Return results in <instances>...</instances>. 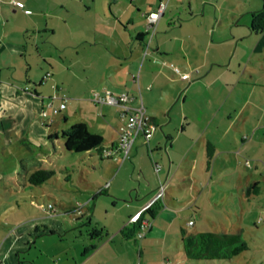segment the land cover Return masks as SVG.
<instances>
[{"label": "crops", "instance_id": "obj_1", "mask_svg": "<svg viewBox=\"0 0 264 264\" xmlns=\"http://www.w3.org/2000/svg\"><path fill=\"white\" fill-rule=\"evenodd\" d=\"M19 1L22 9L0 0V161L11 155L14 171L16 161L48 144L49 135L60 137L50 123L59 113L51 108L61 102V119L68 122L62 90L73 104L80 102L94 113L90 106L99 111L110 106L94 105L91 92H126L134 98L131 105H137L139 89L155 126L147 142L134 140L128 159L98 155L93 162L98 187L93 195L86 185L85 201L76 211L87 218V233L96 226L106 237L87 235L79 258L74 250L72 262L64 264H213L188 258L183 237L242 235L251 223L246 213L262 210L264 201V30L251 32L248 23L253 45L247 55H239L244 31L230 27L246 14L250 21L264 0H228L226 17L221 4L211 14L212 0H186L181 18L165 7L150 38L145 16L159 0H108L104 13L91 11L83 0ZM170 65L189 78L181 79ZM46 72L50 78L41 83ZM132 74H138V86ZM111 107L114 126L94 113L93 120H74L69 127L82 122L102 137L103 147L113 146L120 119L118 107ZM154 163L160 164L157 171ZM29 169L22 167L25 177ZM6 176L0 165V182ZM100 179L106 181L102 186ZM158 180L166 183L165 195L145 213L150 226L137 240V224L128 219L151 200ZM219 186H227L228 193H217ZM98 209L106 217L92 222ZM32 226L19 224L3 233L0 264H28L19 252ZM90 245L94 249L83 252Z\"/></svg>", "mask_w": 264, "mask_h": 264}, {"label": "rangeland", "instance_id": "obj_2", "mask_svg": "<svg viewBox=\"0 0 264 264\" xmlns=\"http://www.w3.org/2000/svg\"><path fill=\"white\" fill-rule=\"evenodd\" d=\"M83 1L86 6L94 8L91 11L108 12V0ZM185 1H166V11H176L174 18H181L185 15L183 13L187 3ZM210 4H212L211 14L214 12L213 6L217 7L221 4V15L228 16L225 12V9L228 8V0H212ZM211 16L215 20V16ZM238 20L237 26L235 24L234 26L230 25L231 28L244 31L236 54L245 53L247 55L248 50L253 45V35L248 30L249 14L240 16ZM252 66L255 67L254 64ZM261 90L264 91V88ZM62 93L66 97V110L69 113L68 122L63 123L62 111L52 116V122H49L52 130H57L59 136L62 128H68L74 120L81 118L93 120L92 115L94 113L100 120H105L111 126L115 125L111 117L115 112L114 107H102L99 111V108L90 106L94 110V113H91L84 104L80 102L73 104L72 96L65 90H62ZM255 96L258 97V92H255ZM47 141V145L39 149L36 148L37 155H28L30 154L28 152L22 162L16 161L14 171L11 167L13 162L11 155L7 154L4 158L6 160L0 161L1 168L5 169L7 174L4 180L0 182V238L2 239L5 231L14 230L19 224L22 226L33 225L29 235L24 238L23 250L19 252L20 260L28 264H64L66 259L68 262H72L71 257L74 250L77 252L75 259L79 258L82 247L87 242L88 233L85 229L87 218L84 217L85 215L77 213L76 207H80L79 204L85 201L86 185L94 190L93 195L98 187L94 182L95 176L91 172V168L95 166L93 162L95 163L98 158V151L95 149L78 153L66 151L61 145L62 139L60 137L57 140L49 138ZM260 152L263 156L264 152L262 150ZM32 165H35L36 168L52 170L53 174L42 184H32L28 181V175L26 177L23 175L24 171L22 170V167L30 168V171L28 170L30 174L33 171ZM260 173L264 175V170H260ZM84 179H87V182ZM105 182L102 179L98 181L101 186ZM136 187L137 183L135 182L134 188ZM228 191L227 186H219L217 189V193L224 195ZM48 204L51 205L50 209L47 208ZM90 205H93V200H91ZM235 205L237 206L236 210L239 211V204L236 203ZM230 206L232 208L234 204L231 203ZM260 206H262V210H254L251 214L246 213L248 217L246 220L251 223L244 229L242 238L247 243L248 248L229 260L214 259L213 264H264V201L260 203ZM104 217L106 216L98 209L94 216H91V220L92 222H103ZM256 218H262L263 221L260 222ZM253 221L256 224H252ZM34 223L38 226L37 231L34 230ZM104 232L102 230L101 238L106 237ZM134 247L137 248V245Z\"/></svg>", "mask_w": 264, "mask_h": 264}, {"label": "built area", "instance_id": "obj_3", "mask_svg": "<svg viewBox=\"0 0 264 264\" xmlns=\"http://www.w3.org/2000/svg\"><path fill=\"white\" fill-rule=\"evenodd\" d=\"M166 1L167 0H159L155 8L145 16L147 28L150 29L149 38L154 34L155 25L166 7ZM8 3L17 8H23V3L19 0H8ZM147 51L148 45L144 47L143 56L146 55ZM170 67L175 73L180 76L181 79L185 80L189 78V75L187 73H181L177 67H174L172 65H170ZM48 78H50V73L46 72L42 76L40 82L44 83ZM132 81L135 82L138 86V74H132ZM52 87L55 88L54 85H52ZM52 98H55V96L53 95ZM133 99V96H130L126 92L113 93L110 90L91 92L90 100L94 105L100 107L103 105L116 106L119 109L118 115L120 124L117 129L116 143L113 146L102 147L99 152V156L101 158L119 160L120 162L128 159L129 150L134 140L138 137H143L144 141L147 142L149 137L151 136L152 131L155 129V126L151 122L149 116H147V114L145 113V108L142 104L139 89L137 105H131ZM49 106H51V103H49ZM63 108L64 103L61 102L58 107H52L51 112L52 114H57ZM40 115L44 117L46 115V111L42 109ZM245 163H247V161ZM153 168L155 171H157L160 168V164L154 163ZM165 185V181L158 180L157 187L151 200L136 213L129 217V223L137 224V240H141L146 230L149 228L150 220L148 218H145L144 215H146L145 213L150 210L153 204L163 199L165 195ZM47 208L50 209L51 205L48 204ZM191 223V221L188 222V224ZM160 264H171V262L168 260H164Z\"/></svg>", "mask_w": 264, "mask_h": 264}, {"label": "trees", "instance_id": "obj_4", "mask_svg": "<svg viewBox=\"0 0 264 264\" xmlns=\"http://www.w3.org/2000/svg\"><path fill=\"white\" fill-rule=\"evenodd\" d=\"M249 30L254 33H259L264 30V7L251 13ZM55 136L51 134L49 138L53 139ZM60 138L62 139L61 145L66 151L78 153L95 149L99 153L103 147L102 137L90 132L82 122H76L66 130H63L60 133ZM52 174V170L38 168L28 175V181L35 185L42 184ZM102 230V228L92 226L88 230V235L91 238H100L102 236ZM182 243L184 253L188 258L205 261L214 259L229 260L248 248L241 233L198 232L184 236ZM94 247V245H90L83 252L92 250Z\"/></svg>", "mask_w": 264, "mask_h": 264}]
</instances>
